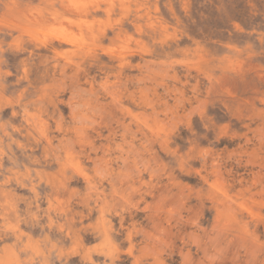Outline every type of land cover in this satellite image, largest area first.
Returning a JSON list of instances; mask_svg holds the SVG:
<instances>
[{
  "label": "rangeland",
  "instance_id": "obj_1",
  "mask_svg": "<svg viewBox=\"0 0 264 264\" xmlns=\"http://www.w3.org/2000/svg\"><path fill=\"white\" fill-rule=\"evenodd\" d=\"M0 263L264 264V0H0Z\"/></svg>",
  "mask_w": 264,
  "mask_h": 264
},
{
  "label": "bare ground",
  "instance_id": "obj_2",
  "mask_svg": "<svg viewBox=\"0 0 264 264\" xmlns=\"http://www.w3.org/2000/svg\"><path fill=\"white\" fill-rule=\"evenodd\" d=\"M94 1V0H93ZM69 2V1H68ZM74 2V1H73ZM72 2V3H73ZM77 3V2H76ZM74 5H77V4H75V3H73ZM84 4V3H83ZM90 4V3H89ZM84 6V5H83ZM74 7V6H73ZM37 15V14H36ZM53 16V15H52ZM55 17V16H54ZM57 17V16H56ZM60 18V17H59ZM56 21H57V18H56ZM66 22V21H65ZM100 22V21H99ZM81 23V22H80ZM82 24V23H81ZM84 24V23H83ZM76 25H79V23H77ZM89 25V24H88ZM84 27H87V26H84ZM78 28V27H77ZM88 28V27H87ZM93 28V27H92ZM79 29V28H78ZM94 30V29H93ZM80 31V30H79ZM95 31V30H94ZM81 32V31H80ZM44 36V35H43ZM76 36V35H75ZM39 37V36H38ZM73 41V40H72ZM82 42V41H81ZM86 49V48H85ZM64 50V49H63ZM70 61V60H69ZM70 63V62H69ZM23 70V69H22ZM38 125V124H37ZM105 232V231H104ZM103 232V233H104ZM105 234V233H104ZM97 235V234H96ZM99 235V234H98ZM104 236H106V234L104 235ZM102 238V237H101ZM101 241V240H100ZM102 242V241H101ZM99 244H101L102 245V243H99ZM99 247V246H98ZM97 247V248H98ZM105 247H107V246H105ZM101 248V250H102V247H100ZM100 248H98V249H100ZM101 250H99V251H101ZM109 251V250H108ZM107 251V252H108ZM103 253V252H102ZM2 254V253H1ZM108 256V255H107ZM7 257V256H6ZM101 257V256H100ZM89 261V260H88ZM90 262V261H89ZM1 264V263H0ZM5 264V263H4ZM9 264V263H8Z\"/></svg>",
  "mask_w": 264,
  "mask_h": 264
}]
</instances>
